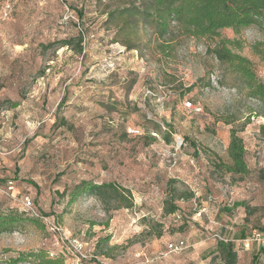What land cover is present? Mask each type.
I'll list each match as a JSON object with an SVG mask.
<instances>
[{
    "label": "rangeland",
    "instance_id": "374dc122",
    "mask_svg": "<svg viewBox=\"0 0 264 264\" xmlns=\"http://www.w3.org/2000/svg\"><path fill=\"white\" fill-rule=\"evenodd\" d=\"M132 1L0 0V207L22 210L32 197L84 243V264L204 263L200 254L227 239V225L249 239L264 233V101L213 54L218 38L162 50L148 28L138 49L117 42L108 12ZM221 36L241 43L234 51L264 83V59L251 48L264 34L226 28ZM232 128L248 148L245 176L217 168L229 161ZM83 180L112 183L124 198L72 201ZM166 199L179 210L167 213ZM237 200L246 206L220 211ZM180 239L186 247L170 252ZM41 247L77 264L43 222L0 234V264Z\"/></svg>",
    "mask_w": 264,
    "mask_h": 264
},
{
    "label": "trees",
    "instance_id": "16d2710c",
    "mask_svg": "<svg viewBox=\"0 0 264 264\" xmlns=\"http://www.w3.org/2000/svg\"><path fill=\"white\" fill-rule=\"evenodd\" d=\"M76 13L82 20L83 12L76 10ZM107 16L109 24L114 25L116 41L130 50L138 49L140 32L148 28L152 30L162 50L173 47L184 38L194 40L218 38V43L211 49L213 54L246 80L250 96L264 101V83L251 68L250 60L234 51L235 48H242L241 43L237 39L221 36L222 30L226 28L240 33L246 28L256 27L264 34V0H133L128 5L110 10ZM73 41L75 38L69 37L60 40L59 43L68 46ZM82 42L83 36L79 35L76 42L79 53L83 51ZM251 48L264 59V40L252 43ZM59 122L67 124L64 118L58 119ZM227 152L229 161H220L217 164L219 170L231 176H245L250 173L248 148L243 137L234 128L230 131ZM174 183V179L169 181L170 188H174ZM106 193H114L119 198H124V192L116 185L89 180L76 184L70 196L74 201L83 194L103 196ZM188 196H193V193L190 192ZM165 202L167 213L172 214L179 210V206L172 199H166ZM124 205L128 207L130 203ZM240 205L246 206V202L234 203V207ZM220 211L226 212V206L220 208ZM27 223L40 225L41 221L18 208L4 210L0 207V234L18 231ZM261 234L263 238V233ZM239 235L241 238L245 236L242 230ZM234 247L233 241L219 239L213 249L216 254L212 257V261L215 264H238V255ZM6 262L8 264H66V258L63 252L52 257L48 249L41 247L29 251H18L8 257Z\"/></svg>",
    "mask_w": 264,
    "mask_h": 264
},
{
    "label": "built area",
    "instance_id": "2783aa9c",
    "mask_svg": "<svg viewBox=\"0 0 264 264\" xmlns=\"http://www.w3.org/2000/svg\"><path fill=\"white\" fill-rule=\"evenodd\" d=\"M187 105L195 109V107H193L191 102H188ZM199 109L200 108H197L196 110ZM8 184L9 185L7 189L11 191L13 189V181H9ZM22 211H24L27 215L35 217L39 219L41 222H43L46 225L47 230L53 235L55 245L63 248L67 253L73 255V257L77 261V264H84L91 258V255L84 246V243L78 237L69 234L63 228L61 223L56 220V218L42 213L35 205L32 197L28 195L23 197ZM252 239L261 240L262 234L255 231L253 233ZM185 247H186V243L184 240L181 239L177 240L174 243H170L168 245L169 251L174 253H179ZM50 256L53 257L54 253L50 252Z\"/></svg>",
    "mask_w": 264,
    "mask_h": 264
},
{
    "label": "crops",
    "instance_id": "0c3cea01",
    "mask_svg": "<svg viewBox=\"0 0 264 264\" xmlns=\"http://www.w3.org/2000/svg\"><path fill=\"white\" fill-rule=\"evenodd\" d=\"M234 203L232 206H226V215L233 213L235 209H238L240 206H243L240 205L238 207H234ZM229 209H231L232 211L230 212ZM231 228V225L226 226V237L227 240H231L235 244L234 251H236L238 255V264H264V233L261 241L257 242L254 241V239L252 238L249 239L248 234H245L244 238H241V236L239 235L240 233L235 235V233L232 232ZM216 244L217 243L207 247V249L202 251V253L200 254V259H202L203 261L205 260V262L200 264H215V262L212 261V257L216 254V252H213V249ZM206 260H208L207 263Z\"/></svg>",
    "mask_w": 264,
    "mask_h": 264
}]
</instances>
